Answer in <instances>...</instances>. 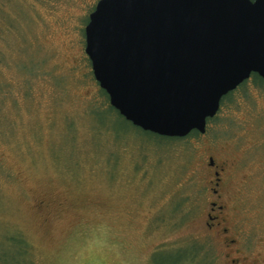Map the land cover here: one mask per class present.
I'll list each match as a JSON object with an SVG mask.
<instances>
[{"label": "rangeland", "instance_id": "374dc122", "mask_svg": "<svg viewBox=\"0 0 264 264\" xmlns=\"http://www.w3.org/2000/svg\"><path fill=\"white\" fill-rule=\"evenodd\" d=\"M98 1L0 0V264H175L182 252L184 264H229V252L264 264V86L236 90L182 141L94 118L85 28ZM212 201L226 204L225 233L207 227Z\"/></svg>", "mask_w": 264, "mask_h": 264}, {"label": "water", "instance_id": "95a60500", "mask_svg": "<svg viewBox=\"0 0 264 264\" xmlns=\"http://www.w3.org/2000/svg\"><path fill=\"white\" fill-rule=\"evenodd\" d=\"M85 37L111 105L159 136L205 133L224 96L264 78V0H99Z\"/></svg>", "mask_w": 264, "mask_h": 264}, {"label": "trees", "instance_id": "16d2710c", "mask_svg": "<svg viewBox=\"0 0 264 264\" xmlns=\"http://www.w3.org/2000/svg\"><path fill=\"white\" fill-rule=\"evenodd\" d=\"M89 20V19H88ZM250 81H253L256 85H259V86H264V78L261 77L260 75H258L257 73H254L248 80H246L244 83H242L236 90H238L239 88H243L247 85V83H249ZM232 91L230 92L228 95L224 96L222 101H221V106L229 99H231V97L233 96V94L235 93V91ZM100 94H102L103 96V102L98 105V106H95L93 108V115H94V118H95V111H107V114H108V118L109 119H112V118H117L118 120H122L124 121V125H131L133 128H135L136 130H140L143 132L142 129H140L139 127L133 125L130 121H128L124 116H122L119 111L114 108L111 103H110V100L109 99V95L108 93L103 89L101 88L100 90ZM96 109V110H95ZM96 120V119H95ZM210 120L212 121L213 118H210L208 123L210 122ZM97 122V121H96ZM98 123V122H97ZM108 125L106 124L104 127H99L100 129H103V128H107ZM146 133V132H144ZM147 135L151 136V138H155L156 140H160V141H163V140H167V141H170V142H176V141H182L188 137H191V136H196V135H200V132H198L197 130H194L193 132H191L188 136L186 137H164V136H159L157 134H154L152 132H147L146 133ZM181 252H179L180 254ZM183 253V252H182ZM182 253L180 254L179 258L177 259V261L175 262V264H184V262H187V260L190 259L191 257V254H188V255H182ZM189 253V252H188ZM182 255V256H181Z\"/></svg>", "mask_w": 264, "mask_h": 264}, {"label": "flooded vegetation", "instance_id": "af4514ba", "mask_svg": "<svg viewBox=\"0 0 264 264\" xmlns=\"http://www.w3.org/2000/svg\"><path fill=\"white\" fill-rule=\"evenodd\" d=\"M210 164L214 167H217V164H216L213 157H210ZM223 170H225V166H221V167L219 166L218 169L214 171L215 178H214V186L212 188V191H213V194H215V195L218 194L220 186L223 183V179L221 177V173L223 172ZM225 208H226V204H219L216 201L211 202L210 212L208 213L207 227L213 228L216 225H221V227L223 226L222 227L223 229H221V231L223 233L228 231V227H226V224H228L229 219L226 216L220 217V215H219V212H224ZM225 241H226V247L231 248L232 247L231 243L235 242L236 239H228L227 238V239H225ZM238 252H239V250H238ZM231 256H232V252H229L227 255V257H228L227 263H229V264H254V262L251 259H249L245 256H243L241 258L233 257L232 259H230ZM240 262H242V263H240Z\"/></svg>", "mask_w": 264, "mask_h": 264}]
</instances>
